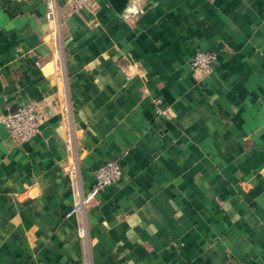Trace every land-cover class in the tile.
Instances as JSON below:
<instances>
[{
	"label": "crops",
	"instance_id": "1",
	"mask_svg": "<svg viewBox=\"0 0 264 264\" xmlns=\"http://www.w3.org/2000/svg\"><path fill=\"white\" fill-rule=\"evenodd\" d=\"M33 101L30 141L0 124V264H264V0H0V115Z\"/></svg>",
	"mask_w": 264,
	"mask_h": 264
},
{
	"label": "built area",
	"instance_id": "2",
	"mask_svg": "<svg viewBox=\"0 0 264 264\" xmlns=\"http://www.w3.org/2000/svg\"><path fill=\"white\" fill-rule=\"evenodd\" d=\"M75 9L88 7L92 0H67ZM218 56L217 51L197 50L193 57V66L204 76L213 71V62ZM42 116L39 103L33 101L18 106L16 109L0 115L2 124L10 136L18 143L30 141L40 132ZM71 146V140H69ZM122 175V167L118 159H112L101 165L96 170V185L84 200H80L74 206L72 212L80 209L85 202L92 200L100 191L114 184Z\"/></svg>",
	"mask_w": 264,
	"mask_h": 264
}]
</instances>
